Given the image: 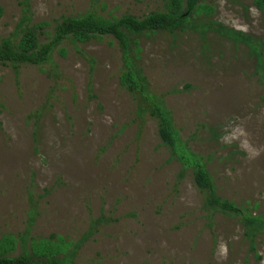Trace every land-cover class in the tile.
Masks as SVG:
<instances>
[{
    "label": "rangeland",
    "instance_id": "obj_1",
    "mask_svg": "<svg viewBox=\"0 0 264 264\" xmlns=\"http://www.w3.org/2000/svg\"><path fill=\"white\" fill-rule=\"evenodd\" d=\"M213 19L261 40L253 0H201ZM51 31L64 15L105 18L166 10L168 0H30ZM0 38L21 15L0 0ZM44 37V36H43ZM41 37V40H43ZM139 65L174 125L203 154L217 193L264 212V87L248 46L208 32L137 36ZM52 52L49 64L0 63V255L63 264H264L234 217L205 211L190 170L169 159L155 119H136L112 36ZM91 83V91L88 83ZM214 128L216 137L211 131Z\"/></svg>",
    "mask_w": 264,
    "mask_h": 264
},
{
    "label": "trees",
    "instance_id": "obj_2",
    "mask_svg": "<svg viewBox=\"0 0 264 264\" xmlns=\"http://www.w3.org/2000/svg\"><path fill=\"white\" fill-rule=\"evenodd\" d=\"M200 1L168 0L166 10L151 11L141 17L126 13L114 18H105L94 11H86L76 16L64 15L51 31L44 32V24L31 22L30 0H19L20 17L13 31L0 38V63L11 64L15 70L18 64H49L53 50L64 42L79 50V43L96 37L112 36L121 52L122 68L119 81L136 101V119L140 123L145 122V115L155 119L160 144L167 148L169 159L180 164L179 175L190 170L197 188L205 192V211L219 212L236 218L244 227V236L251 248L255 244L256 236L264 233V212H253L247 204L217 193L213 176L207 168L206 157L193 151L188 143L182 140L163 94L151 89L150 82L138 63L137 36L156 31L193 30L206 42L207 33L214 32L235 44L243 43L248 46L249 52L255 56L256 73L264 87V46L261 40L210 18L195 19L191 14L203 6ZM253 3L264 12V0H253ZM88 90L91 91L90 82ZM211 131L213 135L218 136L213 127ZM0 264L63 263L59 260L35 261L26 254H20L14 257L0 255Z\"/></svg>",
    "mask_w": 264,
    "mask_h": 264
}]
</instances>
